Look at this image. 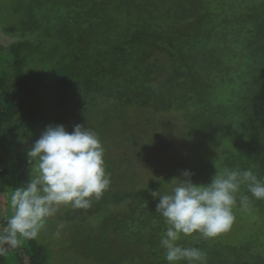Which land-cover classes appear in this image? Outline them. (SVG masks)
<instances>
[{"label":"trees","instance_id":"obj_1","mask_svg":"<svg viewBox=\"0 0 264 264\" xmlns=\"http://www.w3.org/2000/svg\"><path fill=\"white\" fill-rule=\"evenodd\" d=\"M0 1V233L32 175L27 143L49 124L93 129L111 178L90 208L61 207L36 239L0 244V264H168L152 192L203 169L212 148L229 155L194 183L225 168L264 179V0ZM167 156L177 170L146 182ZM240 193L250 202L238 198L230 230L179 243L206 264H264V200Z\"/></svg>","mask_w":264,"mask_h":264},{"label":"clouds","instance_id":"obj_2","mask_svg":"<svg viewBox=\"0 0 264 264\" xmlns=\"http://www.w3.org/2000/svg\"><path fill=\"white\" fill-rule=\"evenodd\" d=\"M104 151L98 134L88 126L75 124L71 132L63 124L46 126L27 151L32 175L10 196L12 214L0 233V244L18 247L23 239H36L61 207L88 209L99 200L111 183ZM181 175L183 179L170 181L168 190L152 192L159 197L156 212L168 226L160 246L168 264H206V253L181 245V236L212 239L230 230L238 198L242 207L250 202L248 195L240 193L241 185L255 199L264 200V179L251 168L217 170L208 183H194L191 170H183ZM63 227L58 224L54 235L59 236ZM5 251L0 247V254Z\"/></svg>","mask_w":264,"mask_h":264},{"label":"rangeland","instance_id":"obj_3","mask_svg":"<svg viewBox=\"0 0 264 264\" xmlns=\"http://www.w3.org/2000/svg\"><path fill=\"white\" fill-rule=\"evenodd\" d=\"M0 4H1V1H0ZM1 8V7H0ZM0 19L2 20V11H0ZM5 39H3L2 38V41H4ZM178 114V118H180V116H182V114L183 113H177ZM74 117L72 116V118H70V119H73ZM178 123V122H177ZM180 124V123H179ZM39 131V130H38ZM37 131V129H36V134L38 135L39 134V132ZM35 134V135H36ZM41 135V134H40ZM34 142H35V140L32 138V140H30L27 144H28V147L30 148V147H32V145L34 144ZM109 147H110V149H111V152H114V151H112V146L111 145H109ZM213 149V155H209L210 156V159H211V162H205L206 163V165L205 164H202L201 165V167L203 168V169H201L200 167H199V169H198V172H196V174H194L193 176H192V180H195V179H197L198 177L200 178V177H204V176H207L209 173H211L213 170H211L210 168H212L214 165H215V167L214 168H219V167H221L222 166V163L224 162V160L226 159L225 157H227V155H229V153H225L226 151L224 150L223 152H222V150H220V149H215V148H212ZM116 153V152H115ZM117 154V153H116ZM166 155H170L171 156V154H164V156H166ZM169 156H167L165 159H166V161H165V163H160V165H158V166H155L153 169H156V168H158V170H156V171H151V169L149 170V169H147V170H149V173H148V175H149V177H147L146 178V182H151V181H153V180H156V179H162V178H165L166 176H169V174H171V172H174V171H176L177 170V168H175V166H174V163L172 162V161H174V160H176V161H179L180 160V157H173L172 159L171 158H168ZM144 158H146V157H144ZM159 159H155V165H157V164H159V162H157V161H159V160H161L162 161V159L163 158H160V157H158ZM152 162L154 161V160H151ZM150 161V162H151ZM164 161V160H163ZM148 167V166H147ZM145 168H146V166H145ZM178 172V171H177ZM173 178H176V175H173L172 176V179ZM171 179V180H172ZM170 180V181H171ZM170 181L167 183V185L170 187L171 186V183H170ZM1 211V210H0ZM7 212H9V208L7 209ZM8 214V213H7ZM2 218V215H1V212H0V219ZM54 261L56 262L57 260H59V259H61V255H62V252H63V247L60 245V243L59 242H57V243H55L54 244ZM68 254V253H67ZM71 257H65V259H66V264H73V263H70L71 261H74L73 259H70Z\"/></svg>","mask_w":264,"mask_h":264}]
</instances>
